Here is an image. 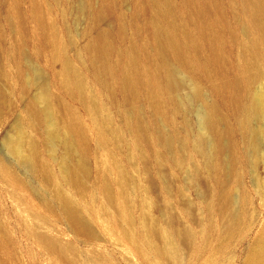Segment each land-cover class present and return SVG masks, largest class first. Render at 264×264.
<instances>
[{"label": "rangeland", "instance_id": "374dc122", "mask_svg": "<svg viewBox=\"0 0 264 264\" xmlns=\"http://www.w3.org/2000/svg\"><path fill=\"white\" fill-rule=\"evenodd\" d=\"M80 3L0 0V264H251L264 241V114L250 128L242 120L264 87V44L244 0ZM152 23L181 39L172 64L187 82L161 90L174 104L166 114L146 84L131 94L120 81L133 55L143 80L162 82ZM99 36L111 42L106 71L93 55ZM65 60L80 90L64 80ZM192 87L219 116L205 136L228 143L210 157Z\"/></svg>", "mask_w": 264, "mask_h": 264}, {"label": "bare ground", "instance_id": "6f19581e", "mask_svg": "<svg viewBox=\"0 0 264 264\" xmlns=\"http://www.w3.org/2000/svg\"><path fill=\"white\" fill-rule=\"evenodd\" d=\"M80 4H81L80 6H82L84 4V0H81ZM243 7H244V10L247 14L248 20L250 21V23L254 24V26L256 27V30H257V37L255 38L254 43L261 42L264 44V0H244ZM152 24H154V26H153L154 27V29H153L154 33L153 34L155 37V49L154 50H155V57L157 58L156 70H157V73L161 74L162 82L156 81L154 77H147L145 80H143L142 77L145 76V74H147L146 72L148 71L147 70L148 68L146 69L147 70L146 71L144 68L139 67L137 62H136L135 56H133V55H131L130 57L128 56L129 60H128L125 68L124 69L122 68L123 70L121 72L120 81H121V85L126 89V91L128 90L131 94H133L139 86L146 84L151 91V95H154L153 98H154L155 103H153V104H155V109L160 111L162 114H166L168 112L167 111L169 108L168 106H170V109H171L174 106V104L172 106V101H169V100H171L169 97H167V99L163 97V94H161V90L164 88L166 91H170V90L173 91V90L178 89L180 86L186 85V82H187L186 81L187 79L184 76H182L179 73L178 69L172 64L173 60L181 55V52H182L180 49V47H181L180 40L181 39H178L174 35L176 33L174 32V34H173L168 28L159 26L157 23H152ZM185 37H187L186 34H185ZM184 42L186 43V41H184ZM110 46H111V42L105 36L97 37V40L93 44V48H94V54L93 55L95 56V58L94 57L93 58L98 60L99 63L101 62L102 67L101 66L100 67L103 68L104 71H106L108 69V67H107L108 64L106 61H103V56L109 50ZM262 56L264 59V53ZM98 61H96V62H98ZM72 66L70 63L66 62V60H65L64 68H63L64 80L67 82V84L74 86V88L80 90L82 87V84H83L82 78H81L80 74L77 72V70L74 69ZM35 72H37V71H35ZM39 77H40V75H39ZM160 83H162V84H160ZM45 87L46 86H44V88ZM38 88L40 90L38 89L39 90V92H38V90L36 89L38 94L36 95V93H35L36 96H34V97H36V98L34 100L36 101V99H37L38 101L39 100L42 101L43 102V105L41 104L42 109L44 108L43 111L44 112L46 111L48 114L49 113L48 111H50L51 109H50L49 98L47 96V91L44 88H40V87H38ZM191 89L190 90L192 91V96L197 101L200 102L198 108H195L197 110V112L195 114H197L196 117H198L197 121L199 123V124L198 123L197 124L200 126V128L199 127L198 128H199V130L201 129V133H199V134L197 133V136L199 135L197 141L201 144L199 149L201 150V152L206 154L205 156H208L211 154V152H210V154L208 152H206V149H208V147H209V149H210V147H211V149L213 148L214 151L215 150L218 151V150H222V149L226 150L227 144H228L226 141L224 143H221L220 139L209 141L208 139H209V137L211 138V136H209V134L208 135L206 134V136H205V134H204V131H213L217 127V120L219 119V116H218V113H217V110H216L214 104L211 102H203L202 95L196 87H192ZM260 89L261 90L257 93V95L254 98H252L245 105V109H244L245 120H242V121H245L244 123H245L247 128H250V123H251L252 118H255L257 116L259 117L260 114H264V87L260 88ZM192 96H191V98H192ZM172 100H173V98H172ZM91 105H92V103H91ZM94 106H95V103H94ZM95 109H96V106H95ZM136 112H137L136 109H129V110H127L125 115L129 119V121H131V122L133 121V123L135 124V127L137 128L138 121H136V119L134 117V114ZM44 115H46V114H44ZM49 115L51 116L50 113H49ZM159 116H160V114H159ZM106 117L107 116H99L95 119V122H94L95 128L97 129V135L99 136V139L101 141H105L108 137V132H107L108 127H106L107 131L104 128V126H106V124H107V123H105L107 120ZM160 117H162V116H160ZM160 120H161V118H160ZM252 120H254V119H252ZM107 121L109 122V120H107ZM51 124H52V122H51ZM77 128H78L77 126L74 127V130L76 132H78ZM156 129L158 131V128H156ZM162 130H160V131H162ZM252 130L254 132V133L253 132L252 133L256 134L254 129H252ZM117 132H119V131H117ZM109 133H110V131H109ZM160 133H158V135ZM54 134H55L54 131L49 133V136H50L49 139L50 140H52ZM253 134H251V135H253ZM161 137H162V139H161ZM161 137H160V140H162L163 145L165 147L169 148L171 146L172 142L174 141L173 133L169 129H167V130L165 129V131L164 130L162 131ZM207 137H208V139H207ZM251 137H250V139H251ZM197 141H195V142H197ZM52 143H54V142H52ZM225 143H227V144H225ZM195 146H197V144H195ZM252 147H254V145H252ZM19 149L20 148L18 146H15V150H16L18 155H20V152H21ZM254 153H255V151H254ZM21 157L23 158V156H20V159H21ZM208 157H210V156H208ZM24 160H25V157H24ZM22 162L24 163V161H22ZM229 163H231V161ZM108 188H110V187H108ZM227 196H228V194H227ZM228 198H226V199H228ZM228 200L226 202H228ZM232 214H233L232 218L236 217L237 211L236 212L233 211ZM234 220H236V218ZM232 221H233V219H232ZM49 241H48V243H49ZM170 247L168 249L166 248L167 252L169 255H173V252L176 250H174V248H172V247L170 248ZM251 264H264V241L256 250V252H255V254L251 260Z\"/></svg>", "mask_w": 264, "mask_h": 264}]
</instances>
